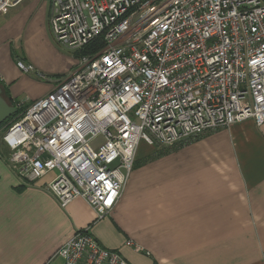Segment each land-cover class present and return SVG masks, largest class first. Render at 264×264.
Listing matches in <instances>:
<instances>
[{
    "label": "built area",
    "instance_id": "built-area-1",
    "mask_svg": "<svg viewBox=\"0 0 264 264\" xmlns=\"http://www.w3.org/2000/svg\"><path fill=\"white\" fill-rule=\"evenodd\" d=\"M24 1L0 0V18ZM49 28L79 63L45 96L17 104L1 141L20 181L56 173L43 189L61 208L81 199L96 221L108 216L141 142L173 150L244 120L264 124V0H50ZM55 256L129 264L89 227Z\"/></svg>",
    "mask_w": 264,
    "mask_h": 264
},
{
    "label": "crops",
    "instance_id": "crops-1",
    "mask_svg": "<svg viewBox=\"0 0 264 264\" xmlns=\"http://www.w3.org/2000/svg\"><path fill=\"white\" fill-rule=\"evenodd\" d=\"M49 9L50 0H25L0 18V88L15 108L74 68L53 41ZM6 157L2 143L0 264H60L56 252L86 227L129 264H264V124L244 120L173 150L141 142L120 199L99 221L81 199L58 205L43 189L53 172L22 182Z\"/></svg>",
    "mask_w": 264,
    "mask_h": 264
},
{
    "label": "water",
    "instance_id": "water-1",
    "mask_svg": "<svg viewBox=\"0 0 264 264\" xmlns=\"http://www.w3.org/2000/svg\"><path fill=\"white\" fill-rule=\"evenodd\" d=\"M3 92L0 88V126L6 123L8 120L16 115L17 109L13 106H10L7 101L2 96Z\"/></svg>",
    "mask_w": 264,
    "mask_h": 264
},
{
    "label": "rangeland",
    "instance_id": "rangeland-1",
    "mask_svg": "<svg viewBox=\"0 0 264 264\" xmlns=\"http://www.w3.org/2000/svg\"><path fill=\"white\" fill-rule=\"evenodd\" d=\"M53 41H54V39H53ZM55 42V41H54ZM60 47V46H59ZM61 48V50L62 51H66V55L67 56H69L70 58L72 57V59H73V61H72V66L73 67H75V66H77L78 65V63H79V61H78V59L75 57V56H73V53H71L69 50H67V49H65V48H63V47H60ZM67 51L69 52V54H67ZM8 127L6 126L4 129H0V147L2 146V141H1V135L4 133V131L7 129ZM55 175H56V173H52L51 175H49L45 180L46 181H49V180H51V178L53 179L54 177H55Z\"/></svg>",
    "mask_w": 264,
    "mask_h": 264
},
{
    "label": "trees",
    "instance_id": "trees-1",
    "mask_svg": "<svg viewBox=\"0 0 264 264\" xmlns=\"http://www.w3.org/2000/svg\"><path fill=\"white\" fill-rule=\"evenodd\" d=\"M97 49V42H94L92 44H90L85 50H83L81 52L82 55H85V54H91L93 52H95ZM77 54L78 53H73V56L77 57ZM16 106V104L14 105ZM26 107H22V109H25Z\"/></svg>",
    "mask_w": 264,
    "mask_h": 264
},
{
    "label": "flooded vegetation",
    "instance_id": "flooded-vegetation-1",
    "mask_svg": "<svg viewBox=\"0 0 264 264\" xmlns=\"http://www.w3.org/2000/svg\"><path fill=\"white\" fill-rule=\"evenodd\" d=\"M11 119L8 120L6 123H4L2 126H0V129H4L6 126H8V124L10 123Z\"/></svg>",
    "mask_w": 264,
    "mask_h": 264
}]
</instances>
